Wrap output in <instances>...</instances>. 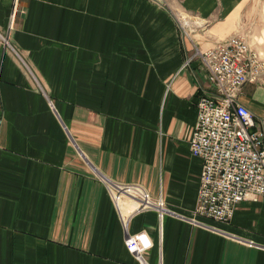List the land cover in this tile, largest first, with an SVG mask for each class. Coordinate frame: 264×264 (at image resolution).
I'll list each match as a JSON object with an SVG mask.
<instances>
[{"label": "crops", "instance_id": "crops-1", "mask_svg": "<svg viewBox=\"0 0 264 264\" xmlns=\"http://www.w3.org/2000/svg\"><path fill=\"white\" fill-rule=\"evenodd\" d=\"M230 37L261 69L238 99L264 131V0H0V264H136L140 231L150 264H264V197L190 221L199 53ZM129 184L162 220L114 204Z\"/></svg>", "mask_w": 264, "mask_h": 264}, {"label": "built area", "instance_id": "built-area-1", "mask_svg": "<svg viewBox=\"0 0 264 264\" xmlns=\"http://www.w3.org/2000/svg\"><path fill=\"white\" fill-rule=\"evenodd\" d=\"M1 39L8 44L4 37ZM199 58L211 90L197 97L196 121L189 139L191 156L201 160L190 221L226 224L237 204L264 197V131L238 99L245 84L256 83L261 69L239 37L227 38L199 53ZM116 188L109 187L112 201L117 206L132 203L129 214L155 210L159 220L167 214L163 199L153 198L142 186ZM123 222L126 226L127 221ZM125 245L136 264H150L147 256L152 243L145 231L127 233ZM156 264H162L161 260Z\"/></svg>", "mask_w": 264, "mask_h": 264}, {"label": "bare ground", "instance_id": "bare-ground-1", "mask_svg": "<svg viewBox=\"0 0 264 264\" xmlns=\"http://www.w3.org/2000/svg\"><path fill=\"white\" fill-rule=\"evenodd\" d=\"M192 27V26H191Z\"/></svg>", "mask_w": 264, "mask_h": 264}]
</instances>
